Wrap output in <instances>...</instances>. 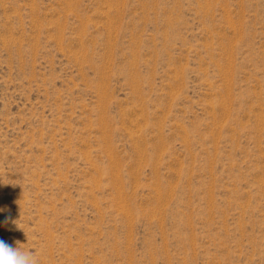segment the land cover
<instances>
[{"label":"rangeland","instance_id":"1","mask_svg":"<svg viewBox=\"0 0 264 264\" xmlns=\"http://www.w3.org/2000/svg\"><path fill=\"white\" fill-rule=\"evenodd\" d=\"M0 240L264 264V0H0Z\"/></svg>","mask_w":264,"mask_h":264},{"label":"clouds","instance_id":"2","mask_svg":"<svg viewBox=\"0 0 264 264\" xmlns=\"http://www.w3.org/2000/svg\"><path fill=\"white\" fill-rule=\"evenodd\" d=\"M20 242L15 246L0 240V264H41L36 250L22 247Z\"/></svg>","mask_w":264,"mask_h":264},{"label":"bare ground","instance_id":"3","mask_svg":"<svg viewBox=\"0 0 264 264\" xmlns=\"http://www.w3.org/2000/svg\"><path fill=\"white\" fill-rule=\"evenodd\" d=\"M117 13H119V11L117 12ZM115 18V17H114ZM112 21V20H111ZM112 27V26H111ZM111 42V41H110ZM63 43V42H62ZM111 46V45H110ZM84 48V47H83ZM103 116V115H102ZM104 117V116H103ZM101 119H102V117H101ZM103 122V121H102ZM108 124V123H107Z\"/></svg>","mask_w":264,"mask_h":264}]
</instances>
